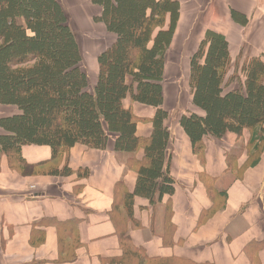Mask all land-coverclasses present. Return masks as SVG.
Returning <instances> with one entry per match:
<instances>
[{"label": "trees", "instance_id": "trees-1", "mask_svg": "<svg viewBox=\"0 0 264 264\" xmlns=\"http://www.w3.org/2000/svg\"><path fill=\"white\" fill-rule=\"evenodd\" d=\"M89 1L101 7L93 20L115 36L96 57L98 71L92 86L59 0H0V104L15 108L0 117V153L20 160L23 146L45 145L50 159L33 166H39L43 175L69 176L72 169L67 160L61 167L50 162L76 144L104 150L113 138V151L128 155L125 166H135L137 178L112 208L114 212L120 205L125 210L126 222L116 223L122 253L105 260L110 264H213L156 260L130 234L140 227L133 217L136 200H144L139 207L146 208L177 189L166 155L172 134L166 124L169 113L162 107V81L165 56L178 24L179 0ZM232 17L246 21L233 12ZM187 81L191 103L203 112L181 114L178 119L193 154L202 155L204 138L240 136L244 129L250 130L248 144L259 151L264 144V56L232 59L226 37L207 30L189 57ZM233 82L237 86L231 87ZM127 97L154 108L148 136L137 134L142 119L123 105ZM140 149L142 155L136 158ZM76 174L87 177L89 169L80 168ZM165 212L164 240L174 228L172 212ZM251 244L255 250L262 243ZM252 264L257 262L253 259Z\"/></svg>", "mask_w": 264, "mask_h": 264}, {"label": "crops", "instance_id": "crops-1", "mask_svg": "<svg viewBox=\"0 0 264 264\" xmlns=\"http://www.w3.org/2000/svg\"><path fill=\"white\" fill-rule=\"evenodd\" d=\"M59 2L68 23L73 14L90 20L91 29L107 32L93 20L101 13L99 5L89 0ZM179 4L162 81V107L169 113L166 124L172 134L166 155L177 189L146 208L139 207L144 200L135 201L133 217L140 227L130 231L132 241L156 260L252 264L254 259L264 264V144L256 152L248 144L250 130L244 129L240 136L204 138V151L197 156L178 124L181 114H203L191 103L187 79L189 57L207 30L226 37L232 59L264 56V0ZM232 12L243 15L245 23L235 20ZM109 34L113 42L115 36ZM108 46L105 43L99 52ZM95 78L89 81L91 86ZM123 105L142 119L137 134L148 136L154 108L129 97ZM14 111L13 106L0 104V117ZM112 142L113 138L104 150L76 144L50 162L61 167L67 160L69 176L43 175L39 166H33L50 159L45 145L23 146L20 160L0 153V264H110L106 258L121 255L117 227L121 220L126 222L125 210L120 205L114 212L112 208L133 188L137 172L135 166H125L128 155L113 151ZM141 155L140 149L136 158ZM80 168H88L89 175L78 177ZM165 210L172 212L174 228L164 240ZM72 218L78 220L70 222ZM256 241L262 244L254 250L251 243Z\"/></svg>", "mask_w": 264, "mask_h": 264}, {"label": "rangeland", "instance_id": "rangeland-1", "mask_svg": "<svg viewBox=\"0 0 264 264\" xmlns=\"http://www.w3.org/2000/svg\"><path fill=\"white\" fill-rule=\"evenodd\" d=\"M68 16H69V23L71 25V28L76 36V39L82 51V55H83L82 66L86 74L88 75L90 81L94 76L96 77L98 71L96 65L97 54L101 50V48L104 47L105 43L109 46L111 45L112 36L108 32L91 29L93 26H90L91 22L90 20L86 19V17H84V21L86 23L85 24L81 16H77L73 14H70ZM183 21L186 22L185 17L183 18ZM176 30L174 32V35L176 33ZM230 86L235 87L237 86V83L233 82ZM234 176H236V174H234L233 177ZM170 263L180 264V261H171Z\"/></svg>", "mask_w": 264, "mask_h": 264}]
</instances>
